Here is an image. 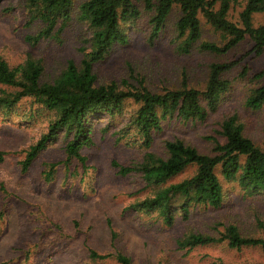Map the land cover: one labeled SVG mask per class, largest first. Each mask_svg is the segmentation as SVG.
Instances as JSON below:
<instances>
[{
	"label": "rangeland",
	"instance_id": "1",
	"mask_svg": "<svg viewBox=\"0 0 264 264\" xmlns=\"http://www.w3.org/2000/svg\"><path fill=\"white\" fill-rule=\"evenodd\" d=\"M82 1L73 0L71 19L56 37L30 43L25 36L39 30L42 22L29 19L26 0H0V57L9 65L28 55L38 58L44 80L56 77L70 58L79 63L90 36L87 24L77 16ZM241 9L242 0L233 3L228 18L239 23ZM178 14L175 5L159 36L150 41L148 13L142 11L125 26L126 41L115 42L94 63L97 82L126 78L137 84L130 76L132 71L143 76L152 91L176 88L183 76L189 85L202 91L211 62L236 60L222 72L230 85L221 93L215 109H208L202 119H162L161 129L153 132L148 149L165 155L164 141L178 137L209 152L212 137L223 140L220 124L232 113L243 123L245 134L264 148V103L256 109L245 104L250 89L263 81L254 74L264 67V51L254 54L248 36L226 52L201 49V40L223 43L226 38L200 13L201 37L188 52H182L175 31ZM253 22H264V12L254 13ZM135 107L129 101L114 119L105 116L95 120L92 141L81 149L85 165L75 159L68 171L61 162L65 156L63 134L41 150L26 169L22 168L29 144L47 129L52 116L49 112L37 110L29 119L27 114L34 105L28 100L8 113L0 109V264H119L110 255L117 250L127 254L133 264H211L217 259L225 264H264V248L260 246L235 248L226 240L189 249L177 244L189 232L218 235L229 223L236 224L244 234L264 236V192L248 195L236 181L222 180L224 196L219 206L195 204L187 218L177 214L171 224L164 223L157 211L130 207L154 189L145 185L138 171H118L119 165L139 162L147 150L133 126L126 127L128 113ZM51 161L58 163L47 180L44 170ZM192 169L186 168L170 181L189 175ZM90 250L107 256L91 257Z\"/></svg>",
	"mask_w": 264,
	"mask_h": 264
},
{
	"label": "trees",
	"instance_id": "2",
	"mask_svg": "<svg viewBox=\"0 0 264 264\" xmlns=\"http://www.w3.org/2000/svg\"><path fill=\"white\" fill-rule=\"evenodd\" d=\"M239 0H83L78 5L77 16L90 31L88 48L79 63L66 61L65 67L51 80L42 79L43 66L38 58L30 55L15 65L0 57V109L8 113L23 100H28L34 109L47 111L52 116L47 129L26 149L21 161L26 169L37 154L60 134L65 136L62 163L69 170L73 160L85 165L83 146L91 143L95 120L109 119L121 112L127 102L136 104L128 113V124L138 135L147 150L134 165H119L118 171L126 174L132 170L140 173L146 186L154 189L151 195L130 204L137 211H157L163 222L171 224L177 214L184 219L195 204L219 206L223 200L222 180L236 181L246 194L264 192V148L245 134L243 123L232 113L221 121L220 134L223 140L212 137L209 152L181 138L164 141L165 155H159L149 146L153 132L161 129V120L178 117L181 120L202 119L208 109H215L223 91L229 88L230 80L222 72L230 69L236 60L216 61L209 64L205 88L201 91L188 84L186 76L180 86L152 91L144 84L141 75L130 72L137 84L126 78L97 82L93 65L102 59L115 42L126 41L125 26L137 19L142 11L148 13L150 26L148 38L153 41L164 28L167 17L175 5L179 14L175 31L180 39L178 49L188 52L201 37V13L207 22L225 35L223 43L201 40L199 47L213 52H226L246 36L251 41V51L259 55L264 51V22L254 24L253 15L264 12V0H242L239 23L228 18V11ZM73 0H26L29 19H39L42 27L25 39L36 43L47 37H56L70 21ZM263 81L250 89L245 104L253 109L264 103V67L254 74ZM206 106L202 103V98ZM264 128V126H263ZM2 152L0 151V159ZM57 161L47 162L44 177L53 176ZM115 165L116 162H113ZM192 172L177 181H170L186 168ZM221 176V177H220ZM226 240L230 247L260 246L264 248V236L242 233L234 223L226 225L223 232L212 235L189 232L177 240L180 248ZM119 264H133L131 258L117 250L110 254ZM91 257L104 258L107 254L90 250ZM211 264H225L214 260Z\"/></svg>",
	"mask_w": 264,
	"mask_h": 264
}]
</instances>
